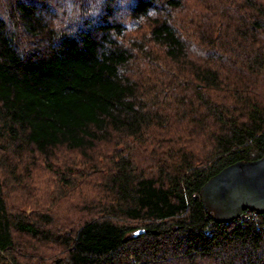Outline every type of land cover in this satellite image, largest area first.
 <instances>
[{"label":"trees","instance_id":"1","mask_svg":"<svg viewBox=\"0 0 264 264\" xmlns=\"http://www.w3.org/2000/svg\"><path fill=\"white\" fill-rule=\"evenodd\" d=\"M192 2L0 0V264H264L199 199L264 155V0Z\"/></svg>","mask_w":264,"mask_h":264},{"label":"water","instance_id":"2","mask_svg":"<svg viewBox=\"0 0 264 264\" xmlns=\"http://www.w3.org/2000/svg\"><path fill=\"white\" fill-rule=\"evenodd\" d=\"M199 199L217 224L239 219L246 211L264 214V155L223 168L200 188Z\"/></svg>","mask_w":264,"mask_h":264},{"label":"rangeland","instance_id":"3","mask_svg":"<svg viewBox=\"0 0 264 264\" xmlns=\"http://www.w3.org/2000/svg\"><path fill=\"white\" fill-rule=\"evenodd\" d=\"M186 8H187V9H186ZM186 8H185V11L181 13V15L188 17V16H190L191 14L196 13V8H195V6H193V2H192V0H187ZM63 156H65V155H63ZM66 157L69 158L68 155H67ZM16 192H17V190H16V191H12V195L14 194V197H16ZM78 196H79V191H76V192L72 195V197H70V200H68L67 202H70V201H71V204H75V203L81 201V200H80L81 197L78 198ZM45 201H46V200H45ZM46 203H47V202H46ZM47 205H48V203H47ZM69 205H70V203H65L63 209H64V210H69V209H70V206H69Z\"/></svg>","mask_w":264,"mask_h":264},{"label":"built area","instance_id":"4","mask_svg":"<svg viewBox=\"0 0 264 264\" xmlns=\"http://www.w3.org/2000/svg\"><path fill=\"white\" fill-rule=\"evenodd\" d=\"M245 213V212H244ZM244 213H243V215L242 216H244ZM254 213L255 212H250V211H248V214H246L245 216H246V218H249V217H251L252 215H254ZM256 214V213H255Z\"/></svg>","mask_w":264,"mask_h":264}]
</instances>
